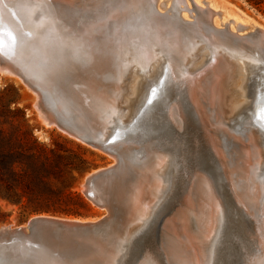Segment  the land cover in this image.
<instances>
[{"label":"rangeland","instance_id":"rangeland-1","mask_svg":"<svg viewBox=\"0 0 264 264\" xmlns=\"http://www.w3.org/2000/svg\"><path fill=\"white\" fill-rule=\"evenodd\" d=\"M127 1L129 2L128 5H130V6L127 5V3H128ZM133 1L132 0H113L112 5H110L109 9L106 10L107 12L105 11V12L99 13V14L97 12H95V13L91 12L89 14H84V16H80V17L73 19L71 21L72 25L71 26L69 25L70 27L69 26L67 27L66 25L61 24L57 19L56 25H55L58 28L56 30L57 38L53 34H51L48 30H46V28H45V26L48 25L47 23H48L49 19L48 18L45 19L43 17H40L41 19L38 23L39 24L38 31H37V28H34L32 25V26H30V30H29V32H27L26 36L27 37L28 36H35V35L40 36L42 44H44L47 49H50L51 47L57 48V46L61 45V47H63L64 49L61 47L60 48L63 52V55L66 54V56L65 55L64 56L68 59V63L70 65H73L75 62V64L73 66L78 67V68L83 66L84 71H82V72H84L86 74L88 72V70H86V69H88V66L91 67V65H90L91 61H94L95 64L99 63L98 61H100V63H102V62L106 63V60L104 58H106L105 54L108 53L109 51L113 52L114 56L116 57V53L118 51V48H117V46H115V44L118 43L121 39V41H123V42L125 41L124 43H126V44L129 43L131 45L133 43L132 41H137L136 38L138 39V36L136 37V31L141 30L142 32L139 33V34H141L140 37L145 38L144 34H147L148 38L151 39L154 47L159 46V47H161L160 49L164 50L163 53L168 52L167 54L164 53V62H165L164 67L167 70V71L165 70L166 75H165V77H163V79H161L158 82L159 84L156 83L157 86L153 85V87L150 89V91H149L150 97L152 95H156V91H158V93H161V97L163 98L164 101L167 98H172L171 104H175V103H178V101H180V102H186L188 105H190V100H192V99L189 98L190 95L188 93H186V91H187L186 89H189V87H190V91L192 90L191 96L193 97V104H194V102H196L195 104L197 106V109H199V110H197L195 107L196 112L198 113V117H197L198 119L196 118V121H197L196 125H199L198 128H196L195 126H192L190 124H187L185 126L182 125L181 128H179V126L177 127V125L175 123L173 125L171 124L174 128L172 129V128L168 127L165 134H163L164 136H161V138L157 139V140L155 138L150 140V144H153L154 142H156V144L159 143L160 145L158 147L155 145L156 147H154V149L153 148L150 149L148 151L149 153L148 152L146 153V156H145V154H144V156L142 155L141 158H139V160H138L140 162L134 161V164L132 163V167H134L135 169L137 167L136 171H138L139 173H141L142 167L145 169L147 164H149L148 162L150 160L148 161V159H151V157L155 158V156H158V155H161V156L163 154L169 155L170 156L169 158H170V160H172V163H174V166L176 164H178L175 166V168L177 167V170L179 171L178 172L180 175L179 181H181V182L178 185L180 187H182V189L180 191H178L179 193H177L178 188H176V187H171L170 188L171 190L170 189L167 190V188H166L165 197L161 200V203L159 205H157L156 207L153 208V210L157 214L161 210L167 212V210L170 209L169 213L167 214V216L165 218H162V216H161L162 214H160L159 217H157L155 219L153 216V218H151L152 220L149 219V216H148L147 217V219H148L147 225L145 226V227H147L150 224V223H148L150 220L151 221L156 220L155 223H153V222L151 223L152 228L150 229L151 231L149 232V234H146V242H145V245H147V246L149 245V247L151 248L152 254L151 255H149V253H148V255L145 254V258H143L144 260H142L143 262H140V264L141 263L142 264L143 263L148 264V262L150 260L156 261L157 264H162V260H164L163 258H161V257H163L162 256L163 252L160 248V243L158 240V232H159L158 229H159V226L161 225V221L163 220V222H164L167 217L170 218L171 215L174 214L175 216H173V217L176 218V219H174V226L179 227L181 225L182 220H183V216H185V212L188 215H190V214L193 215L194 211H195L194 209H196V201H197V190H196L197 189L196 188L197 182H195V180H197L196 179L197 175L201 173L202 175L208 177L209 173L212 170L211 163L209 162L210 160L209 159L206 160L209 157L206 156L207 154H205L206 152L204 150L203 151L201 150V147H202L201 145H203L204 149L206 147L207 148L206 150H210V152L212 151L211 153L213 156H214L213 151H216V153L220 159V162L222 164V167L226 171H228V175H226L227 178L225 176H224V178L228 182H229V178H230L231 183H235V184H237L238 187H240V185H242V179L236 175V168H237L236 165L238 163L240 164L241 160L237 155L236 149L234 148L235 145L226 136V132H228L227 134L229 136H231V137L234 136L235 137V138L233 137L234 139L241 137L242 140H239V141L244 142V139H246V138H244L246 136L245 134H247L248 130L252 129V130L256 131V133H257L256 137H258L260 140H262V142L264 144V125H261V124L258 125L257 122H254L255 120H254L253 114L251 113L250 110L244 111L240 115H237V114L232 115L231 111L226 112L224 119L222 120L220 126H218L217 122L221 119L220 114L219 113H218L219 115L215 114L217 107L215 105H213L211 103V101L209 100V96H210V93H211L213 86L219 81V76L216 75L215 71H212V70H214V69L221 70L222 68H226L227 66H229V62H232V61H230V59H228V60L226 59L227 61H222V60H220V58L222 59V57H225L226 55H232V54L236 53L237 51L244 49L245 46L251 47L252 49H254L257 56L260 57V66L262 64V66L260 68L262 69L261 72L263 73L262 74V81H263L262 84L264 85V39L259 38L258 35L260 32H258V31L254 32L253 36L252 35L248 36L246 39H244V38L240 39L239 38L240 41L236 38H235L236 41H234V39L231 38V34L229 32V31L235 32L238 35H246L248 32L253 31L255 28H258V29H261L264 31V10H262V9L258 10L255 7L248 5L244 0H194L201 7L204 6V8H206L208 6L207 8H209V11L211 12L210 13L211 14V21H209L206 18V16L209 17V13L208 14H202V13H199L198 11L196 12L194 10H192V11L184 10V9H182L184 7V5L181 4V7H180L176 3V0H157L158 2H162V7L159 8V6H158V10L161 11V13L163 12L162 14L165 16V18H162V20H161L162 22H160V24H157V26H156L153 19L155 17H157L158 13L156 12L157 10L155 11L156 14L152 13L153 9H152L151 5L153 4V2H151L150 0H145L146 2L144 0H142V1L133 0ZM139 1L141 2L140 5H138ZM185 1H186V3H188L190 9H192V6L190 5V0H185ZM137 2H138V4H136ZM204 3H206L207 5H204ZM115 6H116V8H115ZM133 6L135 8L137 6L139 7V8H137V11L134 12V14H133L134 18L137 22L134 25H132L134 28L132 26H131V29L128 26H127V28L123 27V24L125 23L124 21L126 20V18H123V17H126L128 12L132 13ZM124 7H126V9H122ZM123 10H126V12L125 11L123 12ZM121 11L124 14H122ZM115 13L117 14L118 18L116 17ZM137 13H138V15H137ZM172 14H173V16L177 15L176 18L180 17V19H175V20L180 21L181 23L180 22L177 23L176 21H173V19H171V17H170ZM219 14H221V15H219ZM128 16L131 17V19L133 21V16L132 15L130 16V13ZM168 17H170V18H168ZM191 17H194V18H191ZM204 18H206V19H204ZM163 19H167V20L163 21ZM202 19L206 20L207 23L211 27H215V28H213L214 30H217V31L223 30L224 31V29H225V31H227L230 35L226 36V38H225V35H220L221 36V38H220L218 36V34L216 33V31L211 32L210 29H208L209 30L208 31L205 26H201V29H200L201 31H199L198 28L196 29V27H198L197 23L198 24L204 23ZM230 19L237 22V24H239L241 26H244V24L254 25L253 29H249V30L245 29L244 30V29H241V26L239 27V25L236 27V25H233V23H232L233 21ZM111 20L113 23L111 22ZM227 20H230V21L227 22ZM166 21L168 23H166ZM171 21H173V22H171ZM183 21L186 23H189L188 21H193V23L191 24L192 25L191 27H193L192 29H193V32L195 33V34L194 33L193 34H194V37H196V38L192 37L193 35L190 34L188 29L186 28V27H188V24L187 25H185V23L182 24ZM102 22H103V24H102ZM221 22L228 23L229 31L227 30V28L225 26L220 25ZM140 23H142V24H140ZM171 23H174L173 25H175V27ZM105 24H107V25L105 26ZM168 24H169V27H167ZM177 24H179V25H177ZM98 25H101V26H99L100 28L98 27ZM137 25L139 26V28ZM170 25H172V26L170 27ZM180 25H181V28L179 29ZM117 26H119V27L121 26V27L117 28ZM165 26L167 27V30H166ZM234 26L236 27V29H234ZM161 27H162V29H161ZM183 27H185V28H183ZM116 28H117V30H116ZM168 28L169 29L173 28V29L169 30ZM176 28L178 29V31L175 32ZM72 29H74L75 32L77 34H79L80 36L76 35L75 37H73V33L69 31ZM143 29H145L147 32ZM122 30H125V31H122ZM127 30L132 36H129V33L126 32ZM129 30H131V32ZM157 30L160 32H157ZM168 30H169V32H168ZM100 31H102V32H100ZM38 32H40V33H38ZM123 32L125 34L126 33L127 34L125 35ZM162 32L164 33V35ZM183 32L185 34H183ZM170 33L173 34L174 36L170 35ZM179 33H180V35H179ZM196 33H198L200 35H198ZM205 33H209L210 36L205 34ZM122 34H124V35H122ZM160 34H162V35H160ZM213 34H215V35H213ZM137 35H138V32H137ZM184 35H186L187 38ZM46 36H48V37H46ZM124 36H126V37H124ZM189 36H191V38ZM80 37H81V39H80ZM111 37H113V38H111ZM184 37H185V39H184ZM53 38H54V40H53ZM83 38H84V40H82ZM88 38H89V40H88ZM104 38H106V39H104ZM123 38L124 39L127 38L128 40H124ZM162 38H163V40H162ZM48 39H50V40H48ZM157 39H159V40H157ZM164 39L166 42H167V40H169L171 42L167 45L165 42H162V41H164ZM176 39H177L178 44L182 41L183 43H181V45L184 46L185 48H187L186 50H188V51H189V49L192 48V46H194L193 41H196V44L198 42L200 43V45L202 44V46L204 47L203 52L206 54L203 57L204 62L200 63V64H198V62H197L195 64L188 65V66L186 64H182L183 63V56L181 54H178L180 51L178 49H175V47H174L176 45V42L174 40H176ZM220 39H223V40H220ZM92 40H94V41H92ZM130 40H131V42H130ZM212 40H213V42H212ZM81 41H83L84 44L83 43L80 44ZM86 41H87V43H86ZM154 41H155V43H154ZM215 41L219 45L216 44ZM103 42H104V44H103ZM157 42H158V45H156ZM160 42H161V45L159 44ZM209 42L211 43V45L213 44V47H211V45L208 44ZM214 42H215V45H214ZM231 42H233V43H231ZM234 42H235V45H234ZM67 43L68 44L70 43V45H68ZM72 43H73V45H72ZM100 43L103 45H101ZM164 43H165V45H164ZM106 44H108V45H106ZM129 44H127V45H129ZM239 44H240V47L237 48V46ZM52 45H54V46H52ZM92 45H94L93 46L94 48L92 47ZM84 46H85V48H83ZM219 46H220V48H219ZM73 47L74 48L76 47V48L72 49ZM105 47L106 48L109 47L110 49L108 51H106ZM167 47L169 48V50ZM184 47L182 48L183 51L185 50ZM231 47H233V48L231 49ZM89 48H91L92 50L90 49L91 51H88ZM78 49L79 50L82 49L81 54H80L81 51H78ZM217 49L219 51H217ZM220 49H222V50L220 51ZM223 49H226V51ZM71 50H73V51H71ZM49 51L52 52L53 49L49 50ZM86 52H89V53L87 54ZM216 52H218L220 55ZM77 53H79L80 55ZM83 53H85L84 55L87 54L88 56L89 55L90 56L84 57V55H82ZM99 53H100V55H99ZM175 53L178 56L176 58L177 61L175 60V56H176ZM69 54L72 56L70 57ZM75 54H77V55H75ZM94 54L96 55V58H93V57H95ZM97 54L100 57L97 56ZM101 54H104V56ZM180 55L182 56V58L180 57ZM214 55L215 56L219 55L218 57H216L217 59L215 58L216 60L214 59V57H215ZM78 56L79 57L81 56V58H79ZM169 56L171 58L170 61H169ZM212 56H214V57H212ZM86 57L88 58L87 59L88 62L86 60L87 63H85ZM90 57H91V59H90ZM83 60H84V62H83ZM174 61L176 62V64ZM94 62H92V63H94ZM83 63H84V65H83ZM167 64H168V66H167ZM110 65L112 68L115 67L116 62L113 61V63H110L109 68H111ZM180 67H182V69H183L182 74H176L175 75V73L172 70L174 75L171 77V75H172L171 69L180 68ZM99 72L100 71L97 70L95 72V74L92 75L93 80H102L100 78L103 77V79H104L105 78L104 76L107 75L106 77H108V75L111 74V73L107 74L106 71H102L101 73H99ZM169 73H171V74H169ZM185 74H187L186 75L187 77L184 76ZM7 75L8 74H1L0 73V130L4 131L5 133H12L13 131H18V134H20V132H22L24 130H28L30 132V136H32L38 142L43 143L48 147H54L55 144H58L64 148L70 149L74 153L78 154V156L82 157L85 161L84 167H86L87 170L81 176H77L76 174H74L76 180H75V185H74L72 191H76L84 197L85 201L88 204V209H84L83 215L77 216V217L62 216V215H55V217L66 218V219H82L84 221H89V220L97 219V218L104 216L106 213L105 209L95 206L90 201H88L85 198V196L83 195L82 181H83V178L88 173L93 172V171L100 169V168L110 166L113 163V158L106 153H103V152L98 151L96 149H92L91 147L68 137L66 134L60 132L59 130H57L54 127L46 126L44 124V122L42 121V117L40 115H38L37 111L33 107L35 95L31 91V89L29 87H27L20 80H17L18 78L16 79V77H13V75L11 76L13 78H9ZM100 75H101V77L99 78L98 76H100ZM195 75H197V76H195ZM83 76H84V74H83ZM179 76H182V77H179ZM193 76L197 77V78H194ZM188 78H189V80H188ZM191 80L193 82H189ZM172 81H173V83H172ZM108 82H113V81L108 79ZM106 83H107V81H106ZM187 83H188V85H187ZM183 84H185V86L186 85L187 86L185 87ZM171 85H173V86H171ZM180 85H182V86H180ZM197 86H199V87H197ZM166 87L167 88L170 87V89H168L167 91H165V90L162 91V89L166 88ZM191 87H194V88H191ZM194 100H197V101H194ZM198 101H200V102H198ZM228 103H231L230 100L228 101ZM198 105H200L203 110L201 109V111H200V106L198 108ZM193 108L191 110H192L193 117H195L194 116L195 110H193ZM6 110H9L10 113H7ZM14 110H17L18 113H13ZM19 111H20V113L22 112V114H23V121L21 118H19V115H20ZM168 111H169V109L164 107L163 112H164L167 120L170 117ZM235 116L237 117V119L235 118ZM230 119H231V121H230ZM184 120H186L185 116H183V121ZM168 121H171L170 118ZM233 121H235V122H233ZM253 124L256 126H253ZM225 125H226V130L224 127ZM221 126L223 129L221 128ZM200 129H202V130H200ZM245 129H246V131H245ZM217 130H219V131L217 132ZM221 130L222 131L224 130L223 133L225 132V135L223 133H220L221 135L219 134V132H222ZM20 137H22V135H20ZM199 137H201V139H199ZM220 137H222V139H223L221 141V143H222L221 146H220ZM218 138H219V140H218ZM246 140H247V142L245 143L246 144L245 146H247L250 142V141H248V138ZM263 144H262V146H263L262 148L264 149ZM221 147L224 148V150H223L224 152H221V149H220ZM263 149H261L262 152H263ZM155 150H156V153H158V154L154 153ZM150 151H152L151 154H150ZM170 151H171V153H170ZM153 153L155 154L154 157H153V155H154ZM148 155H149V157H148ZM201 155L203 156V158ZM225 155H226V157H225ZM198 156H199V158H198ZM204 156H206V157H204ZM227 156H228V158H227ZM260 158L261 159L259 161L255 157L250 158V162L248 161V158H247L245 165L250 166L252 168V167H254L255 164H257V165L259 164V165H261L260 167H262V166H264V154L263 153L261 154ZM226 160H227V162H226ZM176 161H178V162H176ZM137 162H138V164H137ZM208 162L210 163L211 167L209 166ZM139 163H140V166H139ZM144 163H145V165H144ZM227 164H229L230 166ZM199 166H201V167H199ZM254 168H253V170H254ZM262 168H264V167H262ZM232 175H233V177H232ZM262 175H264V173ZM228 176H229V178H228ZM193 179H194V181H193ZM225 179L223 180L224 182H222V180L218 181V185L221 187L224 185V187L227 190L230 187V184L228 182H226ZM232 181H234V182H232ZM227 184H229V185H227ZM172 186H174V183ZM194 186H195V188H194ZM188 195H190V196L188 197ZM231 195L235 196L234 193ZM252 195L248 196L249 198L247 197V199L250 202L253 201L254 197H255V194H252ZM185 198H187V199H185ZM233 198L234 197H231V199L229 198V201L231 200L230 206H227V204L222 201L223 202V206H221L222 214L219 215V217H218V219H220V220H218L219 222H217L218 224H216L217 228L215 229V233H213V236H212V239L215 238V240H214L213 246L208 247L210 250L212 249L213 252H212L211 256L208 258L207 264H258L260 262V260L262 261V259L264 258V253H263L264 248H262L263 239H261V238L258 239L254 228H251V226H249L247 219L242 215L241 211L239 210L238 202L236 200L234 202ZM189 200H190V202H189ZM147 201H149V203H150L151 199H148ZM147 201H145V202H147ZM184 206H186V207H184ZM0 207L4 212H6V213L10 212V215L8 216L7 220L4 223H0V226L15 227L18 225H23L29 219L36 216L33 214L26 215L25 213H21L17 207L9 205L2 200H0ZM166 207H170V208L166 209ZM186 208L188 211L185 210ZM42 215H47V214H42ZM192 215H190V218H191L190 222L191 221L194 222V223L191 222L192 227L194 229L196 228L195 230L198 231V229H197L198 226L195 222V219L193 220L194 216H192ZM49 216H52V215H49ZM168 223H169V226L171 227L172 223H173V219L172 220L170 219L168 221ZM170 237H174V239L176 240L175 235H173V236L171 235ZM259 248H261V249H259ZM170 258L172 259V257H170Z\"/></svg>","mask_w":264,"mask_h":264},{"label":"bare ground","instance_id":"bare-ground-1","mask_svg":"<svg viewBox=\"0 0 264 264\" xmlns=\"http://www.w3.org/2000/svg\"><path fill=\"white\" fill-rule=\"evenodd\" d=\"M140 1H142V0H140ZM140 1H139V4H138V2L136 4L140 5V3H141ZM150 1L153 2V4L151 5L152 9H153L152 13H154V14H156V12L158 13L157 17H155L153 19L154 23L157 26V24H160V22H162L161 21L162 18H165V16L162 14L163 12L161 13V11L158 10V6H159V8L162 7V2H158L157 0H150ZM2 3H3L2 0H0V58L3 61L2 63L7 68H5V71L1 74H8L7 76L9 78L16 77V79L18 78L17 80H20L21 82H23L22 78L18 75V73H16V70H19L22 73V70L26 71V69H34L37 67H57V66L60 67V66H63L65 63L68 62V59L65 57L66 54H64L65 56L63 55V52L61 50V48H63V47H61V45L57 46V48L51 47L50 49H47L45 47V45L42 44L40 36H37V35L28 36V37L26 36L27 32H29V30H30V26H32V25L34 28H37V31H38V26H39L38 23L41 19L40 17H43L45 19H47V18L49 19L48 23H47L48 25L45 26L46 30H48L51 34H53L57 38L56 30L58 28L55 26L56 20L51 19L52 17L40 15V14L35 13L31 10H11V9L7 10V9L3 8L4 6H1ZM176 3L180 7H181V4H183L184 7L182 9H184V10H188V11L194 10V11H196V12L198 11L199 13H202V14H208L209 13V17L206 16V18L209 21H211V14H210L211 12L209 11V8H207L208 6L206 8H204V6L201 7L194 0H190V5L192 6V9H190L188 3H186L185 0H176ZM128 4H129V2L127 3V5ZM204 5H207V4L204 3ZM128 6H130V5H128ZM115 8H116V6H115ZM137 8H139V7L137 6L135 8L133 6L132 13L136 12ZM122 9H126V7L122 8ZM124 11L126 12V10H123V12ZM121 13H122V11H121ZM129 13H131V12H128V15H129ZM122 14H124V13H122ZM137 15H138V13H137ZM219 15H221V14H219ZM172 16H173V14L170 16L171 19H173V21H176L177 23L180 22V21L175 20V19H180V17L176 18L177 15L173 16V17ZM116 17L118 18L117 14H116ZM170 17H168V18H170ZM206 18H204V19H206ZM165 20H167V19H163V21H165ZM230 20H232V19H230ZM230 20H227V22ZM173 21H171V22H173ZM184 21L182 22V24L186 23ZM111 22H112V20H111ZM188 22H190V21H188ZM166 23H168V22L166 21ZM174 23H171V24L173 25ZM232 23H233V25H236V27L239 25L235 21H233ZM102 24H103V22H102ZM140 24H142V23H140ZM169 24L167 27H169ZM106 25L107 24H105V26ZM172 25H170V27ZM177 25H179V24H177ZM220 25L225 26L227 28V30L229 31L228 23L221 22ZM99 26H101V25H98V27ZM173 26L175 27V25H173ZM240 26L241 25H239V27ZM253 26L254 25H251V24H244V26H241V29H244V30L248 29L249 30V29H253ZM120 27L117 26V28H120ZM167 27L165 26L166 30H167ZM236 27L234 26V29H236ZM117 28H116V30H117ZM138 28H139V26H138ZM180 28H181V25H180L179 29ZM183 28H185V27H183ZM212 28H215V27H212ZM130 29H131V26H130ZM161 29H162V27H161ZM172 29L170 28L169 30H172ZM176 29H175V32L178 31V29L177 30ZM143 30H145V29H143ZM169 30H168V32H169ZM122 31H125V30H122ZM129 31L131 32V30H129ZM199 31H201V30H199ZM210 31H213V30H210ZM100 32H102V31H100ZM126 32H128V30ZM137 32H138V35H137ZM141 32H142L141 30L136 31V37L138 36V39L136 38L137 41H132L133 43L131 45L129 43H127V44H129V45H127L126 43H124L125 41L123 42V41H121V39L119 42L117 41L118 43L115 44V46H117V48H118V51L116 53V57L114 56L113 52L109 51L108 53L105 54L106 58L103 57L106 60V63L105 62L100 63V61H98L99 63L95 64L94 61H91L90 62L91 67L88 66V69H86V70H88V72L86 74L83 72V74H84L83 78H86L91 84H93L94 85L93 88H97L96 83L102 84V87L105 86L104 89L100 90L99 94L95 93L96 96L93 98V118H94L96 124H100V125L104 126V123H109V121L112 119H116L117 121H123L124 119H131L132 120L133 116L135 115V113L138 110L139 105L141 103H144L145 99L148 100L150 98L149 91L153 87V85H156V83H158L166 75V73H165L166 69L164 67V63H165L164 62V53L165 52L163 53L164 50L160 49L161 47H159V46L154 47L151 39L148 38L147 34H144L145 38L140 37L141 34H139V33H141ZM157 32H160V31L157 30ZM229 32L231 34V37L233 36L236 39H238L239 41H240V39L244 38V35H238L235 32H231V31H229ZM258 32H260L259 35L257 34L259 36V38L264 39V31L259 29ZM38 33H40V32H38ZM124 34H122V35H124ZM183 34H185V33L183 32ZM215 34H213V35H215ZM160 35H162V34H160ZM163 35H164V33H163ZM170 35H173V34L170 33ZM179 35H180V33H179ZM192 35L191 36L194 37V34H192ZM198 35H200V34H198ZM129 36H132V35L129 33ZM184 36L186 37V35H184ZM191 36H189V37L191 38ZM46 37H48V36H46ZM124 37H126V36H124ZM185 37H184V39H185ZM54 38H53V40H54ZM111 38H113V37H111ZM194 38H196V37H194ZM80 39H81V37H80ZM104 39H106V38H104ZM159 39H157V40H159ZM48 40H50V39H48ZM82 40H84V38ZM88 40H89V38H88ZM124 40H128V39L125 38ZM162 40H163V38H162ZM220 40H223V39H220ZM92 41H94V40H92ZM174 41L176 42V45L174 46L175 49H178L180 51L178 54H181L183 56V63L182 64H186L188 66V65L195 64L197 62H198V64L204 62L203 57L206 54L203 52L204 47L202 46V44L200 45L199 42L196 44V41H193L194 46H192V48L189 49V51H188V50H186L187 48H185L184 46L181 45V43H183L182 41L179 43L180 45L177 43V39ZM234 41H236V40H234ZM130 42H131V40H130ZM162 42H165L168 45L171 41L167 40V42H166L164 39V41H162ZM212 42H213V40H212ZM215 42H214V45H215ZM82 43L84 44L83 41L80 42V44H82ZM86 43H87V41H86ZM154 43H155V41H154ZM165 43H164V45H165ZM231 43H233V42H231ZM103 44H104V42H103ZM103 44H101V45H103ZM159 44L161 45V42ZM208 44L211 45L210 42ZM216 44H218V43L216 42ZM68 45H70V43ZM72 45H73V43H72ZM94 45H92V47ZM106 45H108V44H106ZM156 45H158V42L156 43ZM234 45H235V42H234ZM52 46H54V45H52ZM85 46L83 48H85ZM183 47L185 49L184 51L182 50ZM211 47H213V44L211 45ZM238 47H240V44L237 46V48ZM75 48L73 47L72 49H75ZM219 48H220V46H219ZM232 48L233 47H231V49ZM52 49H53L52 52L49 51ZM82 49H80V50L78 49V51H81ZM90 49L91 48H89L88 51L92 50V49L91 50ZM105 49H106V51H108L110 48L105 47ZM168 50H169V48H168ZM221 50L222 49H220V51ZM223 50L226 51V49H223ZM71 51H73V50H71ZM217 51H219V50L217 49ZM81 53H82V51L80 52V54ZM86 53L88 54L89 52H86ZM167 53H165V54H167ZM216 53H218V52H216ZM77 54H79V53H77ZM77 54H75V55H77ZM84 54L85 53H83L82 55H84ZM87 54L84 55V57L90 56V55L88 56ZM99 55H100V53H99ZM99 55L97 54V56H99ZM101 55L104 56V54H101ZM181 55H180V57L182 58ZM71 56L72 55H70V57ZM81 56L80 57L78 56V57L81 58ZM170 56H169V61L171 59ZM214 56H212V57H214ZM218 56H215L214 59ZM87 57L85 59V63L88 62ZM177 57L178 56L176 54L175 60ZM93 58H96V55ZM90 59H91V57H90ZM226 59L227 60L230 59V61H232V62H229V66H227L226 68H222L221 70H216V69L212 70L211 69L212 71H215L216 75L219 76V81L213 86L211 93H210V96H209V100L211 101V103L217 107L215 114L216 115L220 114V117H221V119L217 122L218 126H220L222 120L224 119L226 112L231 111L232 115L233 114L240 115L242 112L248 111V110H250L251 113L253 114V118L255 120L254 122H257L258 125H260V124L264 125V85L262 84L263 83V81H262V74L263 73L261 72L262 69L260 68L262 66V64L260 66V57L257 56L254 49H252L251 47L245 46L244 49L239 50L232 55H226L225 57H222V59L220 58V60H222V61H227ZM86 60H87V62H86ZM113 61L116 62V65L113 68L110 65V67L112 68L111 69V68H109V64L113 63ZM83 62H84V60H83ZM92 62H94V63H92ZM74 64H75V62H74ZM175 64H176V62H175ZM83 65H84V63H83ZM167 66H168V64H167ZM97 70L100 71L99 73H101L102 71H106L107 74L108 73H111V74L108 75V77H106L107 75L104 76L105 77L104 79H103V77L100 78L101 75L98 76L102 80H93L92 75H94ZM172 70L175 73V75L176 74H182V72H183L182 67L171 69V72H172ZM173 72H172L171 77L174 75ZM169 74H171V73H169ZM12 75H13V77H11ZM186 75L187 74H185L184 76H186ZM195 76H197V75H195ZM179 77H182V76H179ZM107 78L113 82H108ZM189 78H188V80H189ZM194 78H197V77H194ZM106 81H107V83H106ZM82 82H84V81H82ZM189 82H193V81L191 80ZM172 83H173V81H172ZM183 85L185 86V84H183ZM187 85H188V83H187ZM171 86H173V85H171ZM180 86H182V85H180ZM194 87H191V88H194ZM197 87H199V86H197ZM168 89H170V87L163 88L162 91H164V90L167 91ZM186 90H187L186 93H188L190 95L189 98L192 99V100H190V105H188L186 102H180V101H178V103L171 104L172 98L165 99V101L163 103L162 115H163L165 121L167 122L169 128L173 129L174 127L172 125L174 123L177 125V127L179 126V128H181L182 125L185 126L187 124L195 126L196 128H198V126H199V125H196V122H197L196 118L198 117V113L196 112V109H197V106L195 104L196 102H194V104H193V97L191 96L192 90L190 91V87H189V89H186ZM156 92H158V91H156ZM156 95H158V94H156ZM229 100L231 103H228ZM194 101H197V100H194ZM198 102H200V101H198ZM199 106L200 105H198V108H199ZM164 107L169 109L168 112H169V116H170L169 118L171 121H168L169 118H168V120L166 119L165 114L163 112ZM195 107H196V109H195ZM192 108H193V110H195L194 111L195 117H193L192 110H191ZM201 109H202V107L200 106V111H201ZM197 110H199V109H197ZM183 116L186 117V120H184V121H183ZM235 118L237 119L236 116H235ZM42 121L44 122V124L46 126H51V127L56 128L57 130H59L53 123L48 124L47 121H45L43 118H42ZM230 121H231V119H230ZM235 121H233V122H235ZM253 126H256V125L253 124ZM224 127L226 130V125ZM221 128H222V126H221ZM200 130H202V129H200ZM59 131L62 132L61 130H59ZM218 131L219 130H217V132ZM223 131L219 132V134L223 133ZM245 131H246V129H245ZM227 133L228 132H226V136L235 145L234 148L236 149L237 155L241 160L240 164L237 162L239 165L238 164L236 165L237 166L236 175L242 179V185H240V187H238L237 184L231 183V179L229 178V176H228V178H229V182H228L224 178V176L226 177V175H228V171H226L222 167V164L220 162V159H219L216 151H213L214 152V156H213L211 153L212 151L210 152V150H206L207 149L206 147L204 149L203 145H201L202 146L201 150L202 151L204 150L206 152V153L205 152L204 153L207 154L206 156L209 157L206 160H208V159L210 160L209 162L211 163L212 170L208 175L209 178L200 173L197 175V178H196L197 180H195V182H197L196 183V185H197L196 186V188H197L196 189L197 190L196 209H194L195 210L194 214L193 215L190 214V215L194 216L193 220L195 219V222L198 226L197 227L198 231L195 230L196 228L194 229L192 227L191 222H193V221L190 222V220H191L190 215L186 214V212H185V216H183V220H182L181 225L179 227L174 226V219H176L173 217V216H175L174 214H172L170 218L167 217L164 222L162 220L161 225L159 226V229H158V231H159L158 232V240L160 243V248L163 252L162 253L163 257H161V258H163L165 260V261L162 260V264H207V262H208L207 260L213 252V250L212 249L210 250L208 247L209 246L212 247L214 240H215V238L212 239V236H213V233H215V229L217 228L216 224H218L217 222H219L218 220H220V219H218V217H219V215L222 214L221 206H223V202L226 203L227 206H230L231 200L229 201V198L231 199V197H234L233 198L234 202H235V200L238 202L239 210L241 211L242 215L247 219L249 226H251V228H254L258 239L259 238L263 239L262 248H264V175H262L264 173V168H262V167H264V166L260 167L261 165L255 164L254 165L255 168L254 167L251 168L250 166L245 165L247 158H248L249 162H250V158H253V157H255L258 161L261 159L260 158L261 154L262 153L264 154V149L262 148L263 142L258 137H256L257 133H256V131H254L252 129L248 130L247 134H245L246 136L244 137L246 139L248 138V141H250L247 146H245L246 145L245 143L247 142L246 139H244V142L239 141V140H242L241 137L234 139L235 138L234 136L231 137ZM223 134L225 135V132ZM199 139H201V137H199ZM218 140H219V138H218ZM222 140H223L222 137H220V146L222 145V143H221ZM154 147H156V146H154L153 144H150V141H149L145 144L142 151L137 150L136 152H137V154H140L143 156L145 154V156H146V153L150 149H152V148L154 149ZM220 149H221V152H224L223 151L224 148L221 147ZM261 149H263V152ZM127 151L128 150H126V152ZM151 152L152 151H150V154H151ZM154 153H156V150L154 151ZM170 153H171V151H170ZM156 154H158V153H156ZM154 156H155V154L153 155V157ZM206 156H204V157H206ZM148 157H149V155H148ZM169 157L170 156L166 155V154H163L162 156L161 155L155 156V158L151 157V159H148V161L149 160L150 161L148 162L149 164H147L145 169L141 166L143 168V169L141 168V173L136 171L137 167L135 169L134 167H132V163H131L130 168L132 169V171H131L132 175L128 179L129 184L127 186V189H126L125 195H124L125 200H126V216L127 217L125 218L124 226L117 233V236H116L117 238L122 232H123L124 238L129 237L131 235L130 232L135 227V226L133 227V224H135V223L137 224V223H140L143 221H147L148 216H149V219L153 218V216L155 219V218L159 217L160 214H162L161 215L162 218H165L167 216V214L169 213L170 209H168L167 212L161 210L157 214L153 210V208L156 207L157 205H159L161 203V200L165 197L166 188H167V190H169L171 187H176V188H178L177 193H179L178 191H180L182 189V187H180L178 185L181 182V181H179V177H180V175L178 173L179 171L177 170V167L175 168V166L178 164H176L174 166V163H172V160H170ZM225 157H226V155H225ZM198 158H199V156H198ZM202 158H203V156H202ZM227 158H228V156H227ZM138 162H140V161H138ZM138 162H137V164H138ZM176 162H178V161H176ZM226 162H227V160H226ZM145 163H144V165H145ZM210 163H209V166H210ZM227 165H229V164H227ZM139 166H140V163H139ZM199 167H201V166H199ZM253 168H254V170H253ZM222 177L226 180V182H228L230 184V187L229 188L227 187L228 188L227 190L223 184H222L223 185L222 187L218 185V181H221L223 179ZM232 177H233V175H232ZM223 180H222V182H224ZM193 181H194V179H193ZM232 182H234V181H232ZM173 183H174V186H172ZM229 184H227V185H229ZM194 188H195V186H194ZM232 192L234 193L235 196L231 195V194H233ZM252 194H255V197H254V200L252 199L253 201L250 202L247 199V197L252 195ZM189 196L190 195H188V197ZM148 199H151L150 203H149L150 200L147 201ZM185 199H187V198H185ZM145 201H147V202H145ZM189 202H190V200H189ZM184 207H186V206H184ZM167 208H170V207H166V209ZM185 210H187V208ZM168 219L169 220L173 219V223H172L171 227L169 226V223H168L169 220ZM70 220H73V219H70ZM75 220L84 221L82 219H75ZM89 221H92V220H89ZM169 235L170 236L175 235L176 240L174 239V237H170ZM123 236H122V238H123ZM259 249H261V248H259ZM263 253H264V251H263ZM170 257H172V259ZM141 262H143V261H141ZM148 264H157V262L154 260H150L148 262ZM258 264H264V258L262 259V261L260 260V262Z\"/></svg>","mask_w":264,"mask_h":264},{"label":"water","instance_id":"water-1","mask_svg":"<svg viewBox=\"0 0 264 264\" xmlns=\"http://www.w3.org/2000/svg\"><path fill=\"white\" fill-rule=\"evenodd\" d=\"M112 1L2 0L1 6L7 10H31L58 19L68 27L73 19L84 14L105 12ZM133 14L130 13L133 21L128 14L123 17L126 18L124 27L137 22ZM202 20L204 23H197L196 29L205 26L218 36H229L227 31L214 30ZM192 23H185L191 34L194 33ZM258 30L248 32L244 39ZM69 31L73 37L79 35L74 29ZM2 62L0 58V73L7 68ZM82 71L83 67H73L67 62L60 67H37L22 70V73L16 70V73L34 93L33 107L48 124L53 123L68 137L113 158L110 166L88 173L82 181L85 198L106 213L92 221L36 215L23 225L0 226V264H140L145 254H152L145 242L151 222L156 220H150L147 227V221L133 224L135 227L127 238L123 232L116 236L127 217L124 195L132 175L130 165L142 156L136 151H142L151 139H160L168 129L162 115L164 100L161 93L156 92L158 95H152L139 105L132 120L112 119L104 126L96 124L93 98L105 86L96 83L97 88H93L94 85L83 78Z\"/></svg>","mask_w":264,"mask_h":264},{"label":"trees","instance_id":"trees-1","mask_svg":"<svg viewBox=\"0 0 264 264\" xmlns=\"http://www.w3.org/2000/svg\"><path fill=\"white\" fill-rule=\"evenodd\" d=\"M244 1L264 10V0ZM19 118L23 121L22 112ZM84 163V159L70 149L38 142L28 130L20 134L0 130V200L26 215L81 216L88 204L72 189L76 180L74 174L81 176L87 170ZM9 215L10 212L0 207V223Z\"/></svg>","mask_w":264,"mask_h":264}]
</instances>
